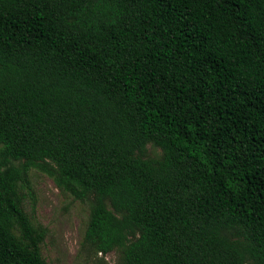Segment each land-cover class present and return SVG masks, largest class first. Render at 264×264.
I'll list each match as a JSON object with an SVG mask.
<instances>
[{
    "label": "trees",
    "instance_id": "1",
    "mask_svg": "<svg viewBox=\"0 0 264 264\" xmlns=\"http://www.w3.org/2000/svg\"><path fill=\"white\" fill-rule=\"evenodd\" d=\"M32 171L87 255L264 264V0H0V264H46Z\"/></svg>",
    "mask_w": 264,
    "mask_h": 264
},
{
    "label": "rangeland",
    "instance_id": "2",
    "mask_svg": "<svg viewBox=\"0 0 264 264\" xmlns=\"http://www.w3.org/2000/svg\"><path fill=\"white\" fill-rule=\"evenodd\" d=\"M160 150L148 145L146 156L156 157ZM23 209L34 224L46 230L40 246L46 264H116L118 255H87L81 241L88 221V206L61 193L47 176L32 171L22 189Z\"/></svg>",
    "mask_w": 264,
    "mask_h": 264
}]
</instances>
